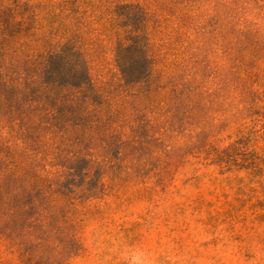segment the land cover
<instances>
[{"label":"rangeland","instance_id":"1","mask_svg":"<svg viewBox=\"0 0 264 264\" xmlns=\"http://www.w3.org/2000/svg\"><path fill=\"white\" fill-rule=\"evenodd\" d=\"M64 48L92 126L26 138ZM0 264H264V0H0Z\"/></svg>","mask_w":264,"mask_h":264},{"label":"trees","instance_id":"2","mask_svg":"<svg viewBox=\"0 0 264 264\" xmlns=\"http://www.w3.org/2000/svg\"><path fill=\"white\" fill-rule=\"evenodd\" d=\"M135 47L137 61L146 63L145 48L141 44ZM118 53V59L121 61L125 57L124 48L120 47ZM144 73L143 67L136 66L122 74L123 77L129 76L133 82H137ZM33 87L36 91L48 93L45 97L46 104L59 108L61 112L48 116H34L29 113L20 117L26 130L24 134L26 138L39 139L46 130L70 136L71 131H83L92 126L91 117L84 111L89 108V105L100 102L102 97L91 83L85 63L73 50L65 49L61 54H52L47 57L42 62L40 80ZM16 105L23 107L22 103ZM64 109H70L71 112L64 113L62 112Z\"/></svg>","mask_w":264,"mask_h":264}]
</instances>
